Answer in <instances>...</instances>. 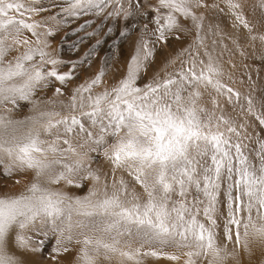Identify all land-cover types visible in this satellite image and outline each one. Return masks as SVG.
<instances>
[{
	"label": "snow or ice",
	"instance_id": "snow-or-ice-1",
	"mask_svg": "<svg viewBox=\"0 0 264 264\" xmlns=\"http://www.w3.org/2000/svg\"><path fill=\"white\" fill-rule=\"evenodd\" d=\"M221 2L65 0L58 12L40 16L49 9L39 0H0V174L17 177L0 185V264H28L25 253L49 244L52 264L72 252L69 264L160 257L224 264L238 256L229 243L245 252L252 242L264 244V103L257 108L249 96L237 115L222 104L221 97L239 104L241 93L224 83L213 54L217 40L212 51L206 45L204 10L227 9L233 28L246 30L230 37L237 47L244 39L264 50V31L254 30L238 0ZM86 15L102 18L89 37L110 19L145 22L120 32L140 29L119 78L105 81V60L66 91L77 64L90 61L101 40L80 61H64L50 38L69 17ZM213 27L207 33L222 40L219 25L215 33ZM180 32L191 41L149 75L157 46ZM50 89V97L37 98ZM21 102L29 114L17 118ZM97 153L110 172L91 167ZM86 179L92 182L86 195L64 190H82Z\"/></svg>",
	"mask_w": 264,
	"mask_h": 264
},
{
	"label": "rangeland",
	"instance_id": "rangeland-1",
	"mask_svg": "<svg viewBox=\"0 0 264 264\" xmlns=\"http://www.w3.org/2000/svg\"><path fill=\"white\" fill-rule=\"evenodd\" d=\"M216 2H220L221 7H224L221 0H216ZM238 2L242 5L243 13L254 26V30L264 31V6H262V0H238ZM39 3L44 8L49 9V11L42 12L40 16H48L58 12L60 10L59 5L64 4L65 0H39ZM52 3H55L57 7L52 8ZM207 3H213V0H207ZM204 11L206 16V45L209 50L212 51V40H217L213 54L223 66L225 73L223 78L224 83L241 93L239 104L234 102L228 103L226 98L221 97L222 104L232 115H237L240 112V105H243L246 108L247 97L251 96L255 105L259 108L261 103H264V50L260 48L258 43L256 47L249 46L248 42L244 39H241V47H237L233 44L230 37L237 35L243 37L246 34V30L242 28L239 30L233 28V18L227 14V9H225V12H220L218 9L211 8ZM36 18L39 19L40 17L38 16ZM85 20H91L92 23L87 25L84 29H81L80 25L83 24ZM101 22L102 18H98L94 15H86L79 18L69 17L67 23L61 25L58 31L50 38L55 55L64 61H80L84 56V53L95 44L96 40H101V43L95 49L90 61L83 60L77 64V67L74 70L75 77L68 84L66 91L79 83V80L77 81L76 79H79L80 75H83L84 81L97 73L102 66V61L105 60L107 61L105 65V81L111 84L114 78H119L120 74H122L126 68L127 60L134 51L135 42L140 29L137 27L125 37H121L120 32L126 26H130L133 23L143 24L145 21L140 20L137 22L130 19L127 24H125L122 19L115 21L110 19L103 22L104 26L97 31L95 36L89 37L85 35L86 32H92L95 30L97 24H100ZM182 23H185L190 27V22L182 21ZM209 24L214 26L213 33L216 31L215 25H219L220 32L223 33L222 40L218 35L207 33V26ZM108 26L113 27L111 33L107 32ZM175 35H179L180 39H175ZM175 35L170 38L167 45L157 46L155 65L153 68L149 69V75L153 71L162 68L166 57L174 55L177 50L187 46L192 39L191 34H186L184 32ZM202 52L203 50L201 49V53ZM68 67H71V65L69 64ZM61 70L66 71L67 68H62ZM56 86H59L58 82ZM52 93L53 89H50L47 92V96H41L38 94L37 98L46 99L47 97H50ZM21 105L22 107L14 112V115H16L17 118H23V116L29 114L30 105L26 102H21ZM253 127L257 133H261V128L258 124H254ZM252 130V128L249 129L250 132ZM253 146H255L254 141L253 145H250V147ZM93 155L95 159L92 161L91 167L93 169L99 168L102 172H110V166L104 160L103 156L98 153ZM0 173H2V168H0ZM120 174L121 173L119 172L117 173L118 176ZM16 178L17 177L8 178L0 174V185H11ZM91 183V180L86 179L83 182L82 190L75 186L66 187L64 190L67 191L70 196H84L87 194ZM249 247L250 252H245L242 246L237 249L234 243H229L228 250L233 251L235 249L238 252V256L236 259L229 257L224 264H237V260L239 261V264H264V244L252 242ZM50 251L51 245L49 244L45 247L42 253L28 254L29 256L37 257L40 260L39 264H52L48 259ZM72 253L75 254L74 252ZM61 262L62 264H68V261L65 262L64 260H61ZM147 264H175V262L168 260L165 257H160L148 258Z\"/></svg>",
	"mask_w": 264,
	"mask_h": 264
},
{
	"label": "bare ground",
	"instance_id": "bare-ground-1",
	"mask_svg": "<svg viewBox=\"0 0 264 264\" xmlns=\"http://www.w3.org/2000/svg\"><path fill=\"white\" fill-rule=\"evenodd\" d=\"M114 71V70H113ZM87 73V72H86ZM113 74V73H112ZM111 75V74H110ZM76 79V78H75ZM83 79H84V77H83V75L81 76H79V79H76L77 81L79 80V83H80V80H81V82H83ZM107 79V78H106ZM78 83V82H77ZM69 88V87H68ZM12 185V184H11ZM11 185H9V186H11ZM74 256H75V254H73V253H68V254H64V255H62L61 257H60V260H64L65 262L66 261H68V264H69V262L70 261H72L73 259H74ZM24 259L28 262V264H39L40 263V260L37 258V257H35V256H29V254L27 253V254H24ZM64 263V262H63Z\"/></svg>",
	"mask_w": 264,
	"mask_h": 264
}]
</instances>
